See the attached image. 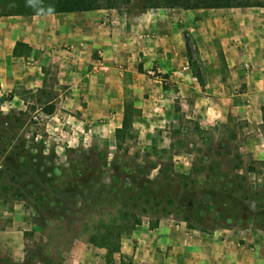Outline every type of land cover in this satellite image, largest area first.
<instances>
[{"label":"rangeland","instance_id":"rangeland-1","mask_svg":"<svg viewBox=\"0 0 264 264\" xmlns=\"http://www.w3.org/2000/svg\"><path fill=\"white\" fill-rule=\"evenodd\" d=\"M138 4L135 0L119 4L118 11L133 15L140 11ZM54 18L59 17L12 20L51 24ZM188 45L189 73L200 82L194 42L189 39ZM42 49L40 54L47 48ZM41 74L42 88L0 86V228L13 224L22 233L24 251L22 262L6 257L0 264H181L172 259V244L166 239L170 233L228 243L236 234L264 239V221L255 218L264 208V81L256 88H245V84L221 88L218 94L197 88L188 96L181 88L169 87L174 84L170 75H162L168 81L161 88H152L147 75L150 82L135 78L137 86L122 92L121 88H92L90 103L81 91L65 93L70 89L62 88L49 67H42ZM37 76L30 74L33 83ZM101 96L113 101L108 117L100 105ZM209 97L218 100L212 102ZM248 103L259 105V122L246 117L244 104ZM126 105L132 106L131 132L117 146L114 131L121 127ZM52 106L54 111L47 114ZM82 170L93 178L76 188L74 177ZM163 172L190 175L203 185L214 183L204 175L219 172L230 199L243 200L252 209L250 219L201 231L189 228L182 215L173 212L159 219V235L154 231L158 227L149 228L155 217L141 212L142 223L120 239L118 253L111 256L88 242L98 222L118 216L123 201L120 189L129 182L124 179L130 180L125 176L158 179L160 187ZM193 194L186 195L189 202ZM40 201L48 204V213L33 207ZM199 201L198 215L203 216L209 201ZM237 242L250 249L243 237ZM202 261L209 264L205 255Z\"/></svg>","mask_w":264,"mask_h":264},{"label":"crops","instance_id":"crops-1","mask_svg":"<svg viewBox=\"0 0 264 264\" xmlns=\"http://www.w3.org/2000/svg\"><path fill=\"white\" fill-rule=\"evenodd\" d=\"M47 16L59 18L46 24L12 20L21 16L0 17V86L42 88V67H49L58 83L64 85L62 88L70 89L65 93L77 95L81 91L91 103L90 89L121 88L122 92V88L137 86L135 78L150 82L148 72L156 68L170 75V82L174 83L170 88H181L188 96L197 88L218 94L221 88L240 84L256 88L264 81V7L160 8L133 15L101 9ZM189 39L198 56L200 82H191V71L180 80L174 77L175 72L190 64ZM17 42L32 49L29 56L13 55ZM44 46L47 49L40 54ZM32 71L38 75L34 83L30 78ZM145 86L150 88L151 84ZM161 86L152 80V88ZM154 99L156 96H152ZM215 99L207 98L212 102L218 100ZM100 102L108 117L112 99L101 96ZM244 105L248 109L246 117L259 122V105ZM12 226L0 228V260L8 257L22 262V233ZM160 230L158 227L154 231L160 235ZM239 237L250 249L238 245ZM166 239L172 244V259L181 264H202L203 255L209 264H264L263 238L236 234L234 241L228 243L170 233Z\"/></svg>","mask_w":264,"mask_h":264},{"label":"trees","instance_id":"trees-1","mask_svg":"<svg viewBox=\"0 0 264 264\" xmlns=\"http://www.w3.org/2000/svg\"><path fill=\"white\" fill-rule=\"evenodd\" d=\"M130 1L0 0V17L46 16L91 12L101 9L118 10L119 4H129ZM135 2L140 5L139 12L160 8L197 10L264 7V0H135ZM187 50L189 58L191 49L188 44ZM31 51L32 49L28 45L17 42L13 49V55L27 57ZM53 111L54 108L52 106L47 111V114H51ZM131 126L132 106L126 105L123 111L121 127L116 128L114 131L117 146L120 145L119 142L123 143L128 138L131 132ZM114 161L116 162V159ZM205 170L211 171L208 169ZM215 174V176L204 175L206 176L205 179H212L214 183L211 185H203L201 183L202 181L193 180L190 175H177L163 172L162 175L164 178L162 183H160V187L157 185L158 179L151 180L148 176L146 177L144 175L125 176V178L130 180L124 179V181L129 182L128 184L122 185V190L120 189V195L123 197V201L120 202L118 216L112 220L98 222L88 236V242L95 247L106 249L111 256L114 253H118L120 251V239L128 235L135 226H139L142 223L141 217L143 214H151V219L155 217L152 222H149L150 229L157 228L159 219L173 212L181 214L182 220L189 228H196L201 231H209L218 227H229V224H226V222L231 220L246 221L250 219L252 209H249L248 204L243 200L234 201L230 199L229 195H227L228 190L224 188L223 177L219 176V172H215ZM213 177H216L217 180ZM92 178L93 174L91 172L86 170L78 171L77 176L74 177L75 187L86 186ZM164 181L168 182L165 183ZM172 182H178L179 185L172 187ZM191 191H194L195 194H193L194 197L189 202L188 199L190 198H187L186 195L190 196ZM186 198L187 201L184 200ZM203 199H207V202H209L207 203V209L202 210L203 216H199L200 208L198 206L201 204L199 200ZM213 202L218 205L217 208H212L213 206L211 205ZM47 205V203L40 201L38 204L35 202L33 207L42 209L45 213H48L50 209L46 207ZM210 209H214V212H211ZM141 212L142 215L140 217ZM257 212L255 218L264 221V208H259Z\"/></svg>","mask_w":264,"mask_h":264},{"label":"built area","instance_id":"built-area-1","mask_svg":"<svg viewBox=\"0 0 264 264\" xmlns=\"http://www.w3.org/2000/svg\"><path fill=\"white\" fill-rule=\"evenodd\" d=\"M189 66L185 65L182 69H180L179 71L175 72L174 77L176 79H182L184 78L185 74L189 73ZM148 75L150 76V78L157 84H162V82H165L166 80L162 77L163 73L160 69L156 68V69H151L148 72ZM191 82H197V78L194 76H191Z\"/></svg>","mask_w":264,"mask_h":264},{"label":"clouds","instance_id":"clouds-1","mask_svg":"<svg viewBox=\"0 0 264 264\" xmlns=\"http://www.w3.org/2000/svg\"><path fill=\"white\" fill-rule=\"evenodd\" d=\"M51 10V9H50Z\"/></svg>","mask_w":264,"mask_h":264}]
</instances>
